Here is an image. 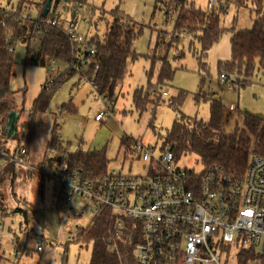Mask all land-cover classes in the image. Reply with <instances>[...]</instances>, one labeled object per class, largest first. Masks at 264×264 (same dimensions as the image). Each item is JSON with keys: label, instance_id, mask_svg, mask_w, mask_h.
Segmentation results:
<instances>
[{"label": "trees", "instance_id": "1", "mask_svg": "<svg viewBox=\"0 0 264 264\" xmlns=\"http://www.w3.org/2000/svg\"><path fill=\"white\" fill-rule=\"evenodd\" d=\"M65 1L69 3L71 16L68 23L60 21L58 14L54 13L51 7L47 14L42 16L46 1L36 4L37 12L30 18L26 17L30 14L26 5L27 0H19L12 10L0 9V116L6 124L13 113L17 112L19 116L22 109L17 107L14 92L10 88L11 77L15 74L14 48L18 43L25 45L22 59L25 66L29 64L44 66L50 57L66 64L55 78L41 85L29 111L30 117L37 112L46 111L57 89L76 73L75 55L82 46L84 49L86 46L83 54L88 61L86 78L94 83L93 92L96 97L103 94L110 98L115 97L128 75L129 65L142 56L148 57L147 54L133 50V43L141 32L135 29L132 18L124 13L119 5L109 11L111 20L107 22L102 35L94 33L86 36L83 42L72 40L69 31L74 28L78 12L87 0ZM159 1L164 7L165 14L175 19L174 39L178 40L182 34L189 36V46L193 47L199 65L198 92L192 94L187 90L177 89L169 97L170 106H182L184 100L192 94L196 102H207L209 108L206 120L179 113L173 119L171 128L161 134L160 139H163L164 145L171 146L176 160L183 154L193 153L199 157L204 167L219 165L233 171H241L250 152L264 155V123L256 115L239 111L243 126L236 125L227 131L224 129V105L221 99L214 97L213 93L205 89L209 74L205 60L207 51L225 30L221 25V10L214 7L200 10L193 5L188 6V0ZM255 3L257 17L252 28L239 30L230 28V59L218 61L217 66L219 75L221 73L237 75L235 83L239 87L251 83L249 81L256 69H264V7L261 0H255ZM237 4L245 3L244 0H237ZM55 18L57 23L51 24L50 21ZM41 20H47L48 23L39 26ZM195 42L199 44V52L194 50ZM34 43H38L36 48ZM90 49L93 52H90ZM175 70L166 57H153L150 60L149 67L145 69V84L133 93L132 103L140 113L150 106L155 108L164 102L162 92L170 86ZM61 110L72 114L77 111L71 98L62 103ZM148 126L153 127L152 122H149ZM58 129L59 124L55 120L43 159L38 165L52 167L67 161L72 169H79L87 175H98L108 169L109 159L104 150L89 148L84 150L81 146L71 150V143H63ZM129 138L130 136L123 135L120 147L126 149ZM27 175L30 178L35 177L31 173ZM37 178L42 182L46 181L44 176ZM11 179L14 182V172L9 181ZM16 212L18 209L7 212L3 205H0L2 220ZM110 230V218L101 214L89 227L81 231L79 241L91 244L92 247L88 264H137L133 255V242L136 237L131 241L124 237L125 240L109 243ZM16 241L18 236L15 233ZM13 264L19 263L15 260ZM236 264H264V251L252 243L244 242L236 253Z\"/></svg>", "mask_w": 264, "mask_h": 264}, {"label": "rangeland", "instance_id": "2", "mask_svg": "<svg viewBox=\"0 0 264 264\" xmlns=\"http://www.w3.org/2000/svg\"><path fill=\"white\" fill-rule=\"evenodd\" d=\"M18 1L0 0V7L7 11L12 10ZM45 1L27 0L26 5L32 17L37 12L36 4ZM210 2L211 0H188V6L193 5L200 10H209ZM261 2L264 7V0ZM244 3V5H238L237 0H216L213 7L221 10L220 20L225 30L208 49L205 59L209 73L205 89L213 93L214 97L221 99L224 105V129L227 131L236 125L243 126L239 111L264 118V69L254 71L251 81L248 80L250 84L239 87L235 83L233 89L227 88V84L221 80L217 70L218 61L229 60L231 56L230 28L250 29L257 17L255 0H244ZM51 4L50 7L54 9V13L58 14V19L68 23L71 19L69 3L65 0H51ZM116 5H119L120 9L132 18L135 29L141 32L133 43V50L140 54H147L148 57L142 56L129 65L128 75L120 86V91L119 89L117 91L114 113L102 121L96 122L93 118L100 104L99 99L97 102L91 95L79 105L76 104L77 111L74 115L66 117L59 115L57 107L62 105V102L68 101L71 84L75 78L64 82L57 89L45 112H37L30 117L29 111L41 85L47 82L56 70L49 72L47 65L25 66L22 62L25 45L18 43L14 48L15 74L11 77L10 88L14 92L17 107L22 109L16 123L14 138L10 139V142L11 144L21 143L27 148L30 152L28 158L30 164L38 165L43 158L46 149L44 138L51 134L52 129V121L48 115L51 112L58 113L57 121L60 124L58 131L62 138L71 142V150L78 146L76 143L79 141H82L79 144L84 150L89 146L104 150L109 159L108 169H120L124 173H140L141 170L139 164L135 162L131 164L125 150L120 147L123 135L158 145L163 144L160 135L171 128L173 119L179 113L203 120L208 119V103L196 102L192 96L199 89L197 55L193 47L189 46V36L182 34L178 40L174 39L175 19L165 14L159 0H87L78 12L73 29L84 37L94 33L102 35L106 30L107 22L111 20L109 11ZM194 50L199 52L197 42L194 44ZM153 57L168 58L176 70L170 86L165 88L166 91L164 90L166 92L163 94L164 102L155 108L150 106L140 113L132 103L133 93L145 84V69L149 67ZM231 76L235 79L237 77L235 74ZM177 89H184L192 94L184 100L182 106H170L169 97ZM71 93L73 94L74 91ZM230 104L234 106L233 109H229ZM149 122H152L153 127L148 126ZM178 165L195 171L203 167L199 157L193 153L179 157ZM9 179L10 175L0 178V205L2 204L7 212L18 209V212L11 215L13 228L17 231L19 241L25 243L30 252L29 255L23 254L21 260L24 264H35L46 257L43 255L40 258L36 251L40 238L42 236L56 238L60 228V202L57 190H54V187L57 189V185L49 184L47 181L42 182L36 177L30 178L24 167L15 169L12 188L8 183ZM61 241V245L54 251L51 264H61V262L88 264L91 244L83 241L66 243L63 238ZM216 248L219 249L218 264H236L238 247L234 243H219L216 244Z\"/></svg>", "mask_w": 264, "mask_h": 264}, {"label": "built area", "instance_id": "3", "mask_svg": "<svg viewBox=\"0 0 264 264\" xmlns=\"http://www.w3.org/2000/svg\"><path fill=\"white\" fill-rule=\"evenodd\" d=\"M215 4L211 0V7ZM47 23L41 20L39 26ZM50 23H57L56 18ZM69 36L76 42L85 39L74 29ZM56 60L48 58L49 70L56 67ZM220 78L228 89L234 88L233 76L221 73ZM98 98L100 107L94 119L102 121L114 113V99L105 94ZM233 108L230 104L229 109ZM15 131L8 135L0 116V178L11 177L16 168L24 167L36 178L44 176L49 184L57 185L54 190L61 212L55 247L62 238L78 241L81 231L101 214L111 220L109 243L136 237L133 255L137 264H218L216 244L234 243L239 249L249 242L261 251L264 247V155L250 152L241 171L219 165L195 171L178 165L170 145L130 137L124 150L131 164H139L140 173L107 169L87 175L72 169L67 161L52 167L30 164L27 148L10 142ZM4 230L0 219V240L4 236L13 239V232ZM36 250H44L42 242Z\"/></svg>", "mask_w": 264, "mask_h": 264}, {"label": "crops", "instance_id": "4", "mask_svg": "<svg viewBox=\"0 0 264 264\" xmlns=\"http://www.w3.org/2000/svg\"><path fill=\"white\" fill-rule=\"evenodd\" d=\"M36 44H38V43H35L34 48H36V46H37ZM80 49L82 51L81 50L78 51L76 53V55H75V67H76L77 70H76V73L71 77V78H75V81L72 82V84H71V90H70V92L68 94V98H67V100H69L70 98L72 99V102H73L74 106L76 107V109H77L76 104L79 105L80 102L84 101L86 99V97H89L90 95L93 98H95V101H97V102H98V99H99L98 97H96L95 93L93 92L91 82H89L87 80V78H86L87 68H88V61L85 59L84 54H83V52L85 50L84 46H82ZM56 61H57L56 67L53 69V70H56V71L49 77L50 78L49 80L55 78L58 75V73H60V71L66 65L63 62H60L58 60H56ZM53 70H49V72L53 71ZM49 80H47V81H49ZM72 91H74L73 94L71 93ZM119 91H120V89H119ZM121 93H122V90H121ZM116 100H117V95L114 98V102H113L114 107H115ZM64 102H62V103H64ZM99 104H100V101H99ZM98 108L99 107H97V109ZM97 109L95 110L94 116L96 115ZM57 111L60 113L59 115L62 116V117L72 116V115L75 114V113L72 114V113H68V112L62 111L61 110V105L59 107H57ZM38 113H41V112H38ZM48 115L51 118L52 127H53L54 121L55 120L57 121L58 113L51 112ZM18 118H19V116H18ZM18 118H17V120H18ZM39 121H40V119H39ZM96 122H98V121H96ZM57 123H58V121H57ZM101 123H103V122H101ZM59 128H60V124H59ZM8 135H11V134L8 133ZM50 136H51V134L46 135L45 138H44V142H46V145H47V143H48V141L50 139ZM61 139L63 141H65V142H70L69 140H65L62 137H61ZM79 143H82V141H79L78 143H76V146H77V144H78V146H81V144H79ZM88 148L89 149H93L91 146H89ZM96 149H98V148H96ZM28 155L30 157V152L29 151H28ZM9 185H10V181H9ZM3 223H4V229H5L3 232L12 231L14 236H13V239H9V238H7V236H4L0 240V264H13L15 260L20 262V264H24L22 262V260H21V256H23V254L29 255L30 252H28V254H27L28 249H27L25 243H21L19 241V237H18V241H16L17 243L15 242V233L17 234V231H16V229L14 230V228H13L12 218L11 217L4 218L3 219ZM56 239H57V237L56 238L55 237L54 238H49L47 236L46 237L42 236L40 238V240L37 243V245L40 242H42V244L44 246V250L43 251H37L36 250V251L40 255V258L43 257V255H46V257L42 261L36 262L35 264H51L53 255L55 253L54 251H56L57 247H59L61 245L60 244V245H58L56 247L54 246V242L56 241ZM66 243H69V242H66ZM15 246H17V249H15ZM52 249H53V251L51 252ZM61 264H63V262H61Z\"/></svg>", "mask_w": 264, "mask_h": 264}, {"label": "water", "instance_id": "5", "mask_svg": "<svg viewBox=\"0 0 264 264\" xmlns=\"http://www.w3.org/2000/svg\"><path fill=\"white\" fill-rule=\"evenodd\" d=\"M50 5H51V0H46L43 10H42V16H45L47 12L50 10ZM17 118H18L17 112L13 113L9 118V121L7 123L9 134H13V132L15 131ZM12 183H13V179L10 180L11 186H12ZM262 251H264V247H262Z\"/></svg>", "mask_w": 264, "mask_h": 264}, {"label": "flooded vegetation", "instance_id": "6", "mask_svg": "<svg viewBox=\"0 0 264 264\" xmlns=\"http://www.w3.org/2000/svg\"><path fill=\"white\" fill-rule=\"evenodd\" d=\"M16 123H17V121H16ZM16 129V128H15ZM12 186H13V183H12Z\"/></svg>", "mask_w": 264, "mask_h": 264}]
</instances>
